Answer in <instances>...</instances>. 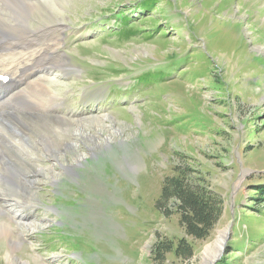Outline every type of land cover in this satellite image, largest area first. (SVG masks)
<instances>
[{"label":"rangeland","instance_id":"374dc122","mask_svg":"<svg viewBox=\"0 0 264 264\" xmlns=\"http://www.w3.org/2000/svg\"><path fill=\"white\" fill-rule=\"evenodd\" d=\"M30 1V29L48 26L34 31L46 32L37 45L60 48L63 69L50 57L44 85H21L25 99L55 111L19 103L10 112L17 139L26 137L14 161L31 177L47 170L20 226L0 214V264H201L230 226L215 264H264V0H155L150 11L136 8L147 0ZM124 17L129 40L113 34ZM148 73L162 78L137 87ZM53 139L61 162H35ZM179 169L223 201L205 240L156 209ZM182 239L192 259H154L158 241Z\"/></svg>","mask_w":264,"mask_h":264},{"label":"bare ground","instance_id":"6f19581e","mask_svg":"<svg viewBox=\"0 0 264 264\" xmlns=\"http://www.w3.org/2000/svg\"><path fill=\"white\" fill-rule=\"evenodd\" d=\"M34 9L35 5L30 0H0V96H2V99H0V124H4L3 126L0 125V214L9 217L10 221H17L18 226L21 225V221L26 220L25 217L22 216L23 213H21L19 209L25 208L24 210H26L28 209L27 206L34 205V197H36L37 195L36 189H38V185L41 184V179L38 175L45 173L47 169L41 167L40 169L33 171L34 177H31L27 175L25 170L14 161V157L19 159L18 155L16 154L17 147L22 146V141L26 137L24 138L22 136L21 140L17 139V136L15 134L19 132V130L14 125H12L13 123L9 119L10 117H12V114H10V112H12V110L15 108V105L19 103L26 105L27 108H29L27 109V111L31 112H35L41 109H53L55 111L57 106L54 104H43L42 106L37 107L38 105L34 103V100L25 99V91L22 90L23 87H21V85L24 81H26V84L29 85L30 88H39L40 86L44 85L43 83L45 82V80L43 79L49 74L48 66L50 57H52L56 61V68L60 72H62L63 69L64 59V54L61 52L60 48H56L54 49L53 53H49L52 48L39 46V44L37 45V42L46 35V32L34 31L45 29L48 26L47 24H44L43 26L38 27L33 31L30 29V23L34 19ZM39 60L43 64L41 68L35 66V63ZM36 71L44 73V76L36 75ZM34 75H36V77H33ZM4 77L8 78V81H6L5 83ZM33 90L31 91L33 92ZM21 122L24 128L29 127L28 124H26V121L25 123H23L24 121ZM58 128L59 127L53 128L55 133L56 131H59ZM73 129L74 128H72L71 130ZM32 131H36L34 127L30 129V132ZM8 132H10L11 134H9ZM7 135H9L10 139H15L10 141L7 139ZM29 135L28 137L30 138L31 135ZM36 135H38V133H36ZM42 138L49 139L50 137L43 135L41 139ZM27 142H29V139ZM59 143L58 141H54L50 144V154L44 153L46 150L44 152L39 151L40 153L38 155L36 154V159L35 157H31V159H35V162H37L38 160L44 158L45 154H47L50 155L49 157H53L55 161H57V163H60L61 158L63 157L61 151L62 148L60 149V147L63 142L61 143V145ZM65 143L67 142L65 141ZM75 145L76 141L74 144L67 143L65 147H67V149H72V147ZM25 149L22 150L24 151ZM94 149L96 148L94 147ZM70 169H72V167ZM26 225L28 227H31L33 226V223L32 221L27 220ZM227 233L228 228L218 232L216 240L208 247H206L201 258V264H214L215 261L221 256L224 250ZM20 234L22 235L23 232Z\"/></svg>","mask_w":264,"mask_h":264},{"label":"trees","instance_id":"16d2710c","mask_svg":"<svg viewBox=\"0 0 264 264\" xmlns=\"http://www.w3.org/2000/svg\"><path fill=\"white\" fill-rule=\"evenodd\" d=\"M155 0L144 1V4L136 7L138 10L150 11ZM128 17L116 21V31L113 34L121 40H129L136 33L128 29ZM162 78V74H143L137 78V83L146 85L154 83L155 79ZM187 171L179 169V175L167 178L163 181L160 199L156 202V209L164 211L167 217L171 214L180 215L181 225L187 236L194 240H205L210 237L223 213V201L213 192L208 190L204 183H193L187 177ZM168 204L173 206L170 208ZM183 260L194 257L193 246L186 239L180 240L177 247L170 241H158L153 248V257L162 262L169 253Z\"/></svg>","mask_w":264,"mask_h":264},{"label":"water","instance_id":"95a60500","mask_svg":"<svg viewBox=\"0 0 264 264\" xmlns=\"http://www.w3.org/2000/svg\"><path fill=\"white\" fill-rule=\"evenodd\" d=\"M232 229H233L232 226L228 227V233H227V237H226V242H225L224 249L226 248V245H227L228 240L231 239V236H232ZM223 251H224V250H223ZM222 254H223V252H222ZM222 254H221V256L215 261V263L221 259ZM215 263H214V264H215Z\"/></svg>","mask_w":264,"mask_h":264}]
</instances>
